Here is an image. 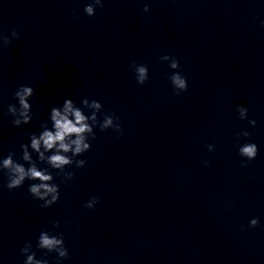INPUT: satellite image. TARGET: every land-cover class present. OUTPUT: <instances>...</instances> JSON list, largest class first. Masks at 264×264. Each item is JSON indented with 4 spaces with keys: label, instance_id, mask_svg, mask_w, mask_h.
<instances>
[{
    "label": "clouds",
    "instance_id": "9594fccd",
    "mask_svg": "<svg viewBox=\"0 0 264 264\" xmlns=\"http://www.w3.org/2000/svg\"><path fill=\"white\" fill-rule=\"evenodd\" d=\"M103 0H90L84 7V12L88 16H94L96 8H103ZM145 13L150 11L148 5L143 8ZM261 26H264V20L260 21ZM12 38H18L19 32L13 29L11 33ZM11 44V39L7 35L0 34V46L8 47ZM162 62H168L169 67L174 70L169 77L173 95H179L188 88L187 79L181 75L179 60L171 55H163L160 57ZM130 69L135 73L137 84L143 85L149 79V69L146 64H137L132 61L129 65ZM35 91L33 87L27 85H20L14 93L17 104H9L7 113L12 119V124L15 127L28 125L31 123L32 104L31 98ZM85 109L89 114H85ZM103 111V106L98 100H89L83 98L81 106H77L72 99H65L62 106H53L48 115L49 124L42 123L41 131L39 133H32L29 136L30 143L21 144L20 148L22 155L19 162L14 159L16 153L10 151L6 157L0 159V172H3L7 177L6 187L9 191L21 188L25 181H33L28 186V192L31 196L43 203L42 208H50L56 204L60 199V188L55 183V177L51 170H55V176L63 177L61 181L65 185L71 181L75 172L66 171V168L75 167L77 169L83 168L87 164L86 159H77L84 153L91 150V143L89 140L96 139V132L94 128L99 127L101 131L112 129L117 135L123 134V129L119 123V117L112 115H104L103 120L98 119V114ZM240 120H248L249 125L256 126L254 119H248V108L239 105L236 109ZM249 132L243 131L239 136L248 137ZM209 152L215 151V146L208 144ZM258 146L255 143L249 142L239 147V155L246 158V161L254 160L258 155ZM33 153L36 154V159H33ZM246 161H242L241 167H246ZM40 163L47 164L48 167H39ZM211 162L203 161L205 166ZM27 165V167L25 166ZM99 196H92L84 205L87 209H93L99 203ZM59 222L53 224L54 228H58ZM259 219L252 218L249 221V228L259 227ZM78 230V229H77ZM241 230H245L243 227ZM36 247L48 253H55L57 257V264L61 260L69 258V250L65 246L63 234H53L47 230L41 231L37 239ZM21 253L26 257L23 264H48L45 258L37 259L36 252L32 251V244L26 243L21 249Z\"/></svg>",
    "mask_w": 264,
    "mask_h": 264
}]
</instances>
